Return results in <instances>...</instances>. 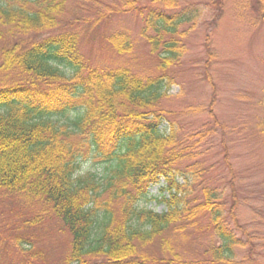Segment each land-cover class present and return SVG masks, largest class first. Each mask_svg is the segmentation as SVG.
I'll list each match as a JSON object with an SVG mask.
<instances>
[{
	"label": "trees",
	"instance_id": "obj_1",
	"mask_svg": "<svg viewBox=\"0 0 264 264\" xmlns=\"http://www.w3.org/2000/svg\"><path fill=\"white\" fill-rule=\"evenodd\" d=\"M66 2L0 0V190L41 205L33 223L49 214L62 223L71 235L65 264H186L171 244L185 223L212 239L196 264H233L237 250L248 247L238 235L243 226L235 183L228 206L226 188L219 185L225 179L215 185L205 178L201 154L188 143L193 137L182 139L171 112L161 106L174 80L165 73L186 56L184 39L203 7L126 0L138 10L141 36L157 55L163 73L154 76L125 66L92 67L74 31L28 47L6 43L12 36L56 28ZM253 4L264 20V0ZM108 42L120 54L135 47L126 31L113 32ZM260 127L264 134V121ZM213 130L194 137L208 140ZM91 153L101 156L103 173H82ZM162 180L155 198L164 210L158 212L143 203ZM157 241L162 254L151 257L144 250ZM13 244L20 252L33 245L21 237ZM22 257L20 264H34Z\"/></svg>",
	"mask_w": 264,
	"mask_h": 264
},
{
	"label": "rangeland",
	"instance_id": "obj_2",
	"mask_svg": "<svg viewBox=\"0 0 264 264\" xmlns=\"http://www.w3.org/2000/svg\"><path fill=\"white\" fill-rule=\"evenodd\" d=\"M221 1L179 0L180 7L199 4L203 14L184 39L186 56L165 73L174 80L161 106L171 112L182 139L193 137L188 143L195 144L201 154L205 178L210 177L215 185L225 179L219 185L226 188L228 206L231 182L235 183L239 222L247 230L240 228L238 235L248 247L237 250L233 264H264V134L260 127L264 121V20L255 11L254 0ZM125 2L67 0L56 28L12 36L6 43L28 47L51 34L74 31L79 35L78 50L92 67L125 66L141 76L159 75L163 72L158 69L157 55L141 36L143 22L138 10ZM115 31L128 32L134 50L116 52L108 42ZM207 128H214V134L198 142L194 134ZM104 167L101 156L91 153L81 171L101 174ZM162 185L164 180L152 186V198L143 203L158 212L164 210L155 198ZM40 209L39 204L27 205L19 196L0 190V264H20L22 255L34 264H65L71 235L51 214L33 223ZM184 225L183 232L172 233L171 244L181 260L196 264L212 239L189 223ZM18 237L29 238L32 250L18 251L13 244ZM144 251L159 257L160 242Z\"/></svg>",
	"mask_w": 264,
	"mask_h": 264
}]
</instances>
